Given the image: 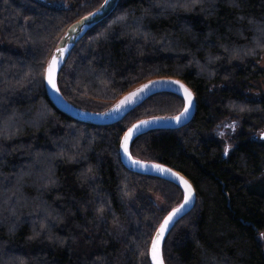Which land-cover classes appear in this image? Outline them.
Instances as JSON below:
<instances>
[{
  "label": "trees",
  "instance_id": "1",
  "mask_svg": "<svg viewBox=\"0 0 264 264\" xmlns=\"http://www.w3.org/2000/svg\"><path fill=\"white\" fill-rule=\"evenodd\" d=\"M101 2L0 0V264H150L152 234L182 198L177 184L128 170L118 152L133 121L178 112L181 96L154 94L108 125L75 120L47 96L58 39ZM262 58L264 0H118L57 76L69 102L95 111L152 77L194 92L192 120L129 147L196 191L164 238L165 264H264Z\"/></svg>",
  "mask_w": 264,
  "mask_h": 264
},
{
  "label": "water",
  "instance_id": "2",
  "mask_svg": "<svg viewBox=\"0 0 264 264\" xmlns=\"http://www.w3.org/2000/svg\"><path fill=\"white\" fill-rule=\"evenodd\" d=\"M117 2H118V0H108V3L105 4L104 0H102V2L96 8L89 11L88 13L83 14L82 16L78 17L77 19H75L74 21H72L71 23L68 24V26L65 28L64 32L62 33V35L58 39L56 45L54 46V48H53V50H52V52L48 58V61H47L45 68H44L43 79H44V86L46 89L47 96L50 99V101L53 103V105L59 111L67 114L68 116H70L71 118H73L75 120L82 121L85 123H91V124H99V125L112 124V123L120 120L121 118H123L129 112V110H131L133 107L138 105L140 102H142L143 100H145L149 96H152V95L160 93V92L168 91V92L178 94L179 96L182 97L183 107L178 112L171 114V115H153V116H148V117H143V118L137 119V120L133 121L123 131V133L121 134L120 140H119V147H118L119 157H120L122 164L128 170H130L132 172L140 173V174L156 176V177L162 178L164 180L173 182V183L177 184L182 190L181 200L176 205L171 207L164 214V216L161 218L160 222L158 223V225L156 226V228L152 234V237H151V240L149 243V247H148V257H149L150 264H151L149 249L151 248V243H152L153 238L156 235L157 229L159 228L160 224L163 222L164 218L174 208L179 207L183 203V195H184L183 187L179 185L178 181H176L174 177H172L170 174H164V173L157 172L155 169H153L151 167V165L158 164V165L163 166L164 168L170 169L172 173H176L180 177H183L192 186L193 200L177 215L176 222L193 208L195 201H196V191H195L194 186L191 183V181L181 171L176 170L175 168H173V167H171L165 163L159 162V161L145 160V159L133 157L130 154V151L128 150L127 155L131 156L132 160L142 161L143 164L146 165V167H144V168H141L139 166H134L131 163V160L126 158V154L123 153V149L121 148V142L123 140L125 133L128 131V129L132 128L133 125L139 124L140 121H152L153 118H165V119L157 120L154 123H150L148 125L143 126L139 133H136L133 135L132 139L129 141V147H130L132 140L136 136L142 134L145 131L155 130V129H176V128H179V127L187 124L190 120H192V118L195 115V111H196V101H195L194 92L182 79H180L178 77H173V76L152 77V78H149L147 80L140 82L139 84L135 85L134 87L123 92L110 106H108L104 110L95 111V110H88V109L81 108V107L69 102L62 95V93L60 92V90L58 88V84H57V76H58L60 70L62 69L64 63L66 62V60H67L71 50L75 46V44L78 42V40L81 38V36L86 32V30H88L94 24L100 22L102 19L106 18L113 11V9L116 7ZM90 14H93V15H90ZM60 48L64 49L65 51H64V55H63V62L60 65V67L58 68V71L56 73V89H53L50 85L47 84V81L45 79V74H46V69H47L48 63L51 60L53 54L59 55L57 53V49H60ZM171 81H179L180 83L185 85L193 94L192 106H191L188 114L184 118H182V120L179 123L175 122L171 118L179 115L183 111L185 101H184L182 91L178 90L179 85L171 84L170 83ZM150 82H158V83H155L154 85H150V87L148 89H146L144 92L140 93V95L138 97L134 98V101L131 104L123 106L119 111H113V109H115V106L121 100H123L126 96H128L130 93L136 92L137 89L141 88L145 84H149ZM172 227H170V229ZM170 229L165 233V237L169 233Z\"/></svg>",
  "mask_w": 264,
  "mask_h": 264
},
{
  "label": "snow or ice",
  "instance_id": "3",
  "mask_svg": "<svg viewBox=\"0 0 264 264\" xmlns=\"http://www.w3.org/2000/svg\"><path fill=\"white\" fill-rule=\"evenodd\" d=\"M105 4L108 3V0H104ZM93 15V14H90ZM87 19V18H86ZM64 49L60 48L57 49V54H53L51 60L48 63L45 79L47 81V84L50 85L53 89H56V73L58 71V68L63 62V55H64ZM158 82H150L149 84L143 85L141 88L137 89L136 92L130 93L128 96H126L123 100H121L116 106L113 111H119L123 106L129 105L134 101V98L138 97L140 93L144 92L146 89L150 87V85H154ZM171 84L179 85V91H182L185 105L183 111L171 119L175 122L179 123L182 118H184L193 102V94L192 92L182 83L179 81H171ZM165 118H153L152 121H140L139 124L133 125L132 128L128 129V131L125 133L123 140L121 142V148L123 149V153L126 154V158L131 160V163L134 166H139L141 168L146 167V165L143 164L142 161L139 160H132L131 156H128V150H129V141L132 139L133 135L136 133H139L143 126L148 125L150 123H154L157 120H162ZM229 127H233L234 125H229ZM223 135V133H220ZM228 149H225V155H227ZM153 169H155L159 173L164 174H170L172 177L175 178L176 181H178L179 185L183 187V203L177 207L174 208L163 220V222L160 224L159 228L157 229L156 235L152 240L151 248L149 249L151 264H164L163 256H162V242L165 237V233L170 229V227L174 226V223L176 222L177 215L193 200V189L192 186L186 181L183 177H180L176 173H172L170 169L164 168L161 165L154 164L151 165Z\"/></svg>",
  "mask_w": 264,
  "mask_h": 264
},
{
  "label": "rangeland",
  "instance_id": "4",
  "mask_svg": "<svg viewBox=\"0 0 264 264\" xmlns=\"http://www.w3.org/2000/svg\"><path fill=\"white\" fill-rule=\"evenodd\" d=\"M62 4H63V2H62ZM258 65L263 70V76L259 80L254 82V85H257V88L255 89L257 91L254 93V95L257 97L264 95V58H262L258 61ZM260 133H264V130H262ZM152 197L156 200L158 205L161 206L163 204L162 200H160L156 194H153Z\"/></svg>",
  "mask_w": 264,
  "mask_h": 264
}]
</instances>
